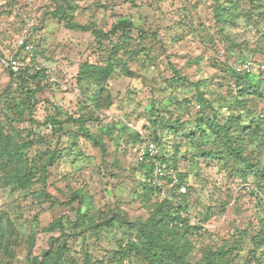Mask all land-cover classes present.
<instances>
[{"label": "clouds", "instance_id": "clouds-1", "mask_svg": "<svg viewBox=\"0 0 264 264\" xmlns=\"http://www.w3.org/2000/svg\"><path fill=\"white\" fill-rule=\"evenodd\" d=\"M0 264H264V0H0Z\"/></svg>", "mask_w": 264, "mask_h": 264}, {"label": "trees", "instance_id": "trees-1", "mask_svg": "<svg viewBox=\"0 0 264 264\" xmlns=\"http://www.w3.org/2000/svg\"><path fill=\"white\" fill-rule=\"evenodd\" d=\"M125 27H127V25H125Z\"/></svg>", "mask_w": 264, "mask_h": 264}]
</instances>
